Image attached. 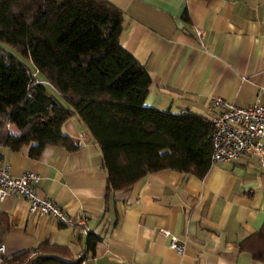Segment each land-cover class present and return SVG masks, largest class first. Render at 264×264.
<instances>
[{"label":"crops","instance_id":"1","mask_svg":"<svg viewBox=\"0 0 264 264\" xmlns=\"http://www.w3.org/2000/svg\"><path fill=\"white\" fill-rule=\"evenodd\" d=\"M107 1L124 13L123 48L151 75L147 106L211 122L221 113L212 107L216 98L241 108L264 104V0ZM63 131L80 142L77 150L48 145L33 159L30 146L1 147V161L15 177L39 175L37 193L86 224L33 213L27 199L12 193L0 201L9 217L0 243L12 261L47 243L67 250L44 253L59 264L83 255L84 264H262L239 248L264 224L262 151L215 163L202 179L164 169L108 193L101 148L87 126L73 116ZM161 229L185 243L183 255ZM88 234L99 239L93 252Z\"/></svg>","mask_w":264,"mask_h":264},{"label":"trees","instance_id":"2","mask_svg":"<svg viewBox=\"0 0 264 264\" xmlns=\"http://www.w3.org/2000/svg\"><path fill=\"white\" fill-rule=\"evenodd\" d=\"M123 28V11L107 0H0V42L35 69L0 48V148L30 146L33 159L48 145L75 151L80 142L63 125L78 116L101 148L108 193L164 169L204 178L213 165L211 122L145 104L152 78L123 48ZM5 225L9 217L0 210ZM88 235L93 252L99 239ZM239 248L264 264V224ZM37 250L38 264H59L44 253L67 251L47 243Z\"/></svg>","mask_w":264,"mask_h":264},{"label":"built area","instance_id":"3","mask_svg":"<svg viewBox=\"0 0 264 264\" xmlns=\"http://www.w3.org/2000/svg\"><path fill=\"white\" fill-rule=\"evenodd\" d=\"M195 32L200 45L204 47V33L201 30ZM212 107L221 109L220 115L211 121L212 164L236 161L246 152L260 153L262 151L264 153V146L261 145V139L264 138V104L254 103L247 108H241L216 98L212 102ZM260 162L263 164L264 160L261 159ZM39 182V175L33 172H26L18 177L13 176L9 166L0 160V201L15 193L29 201L30 211L33 213L52 217L67 226H85V217H71L53 201L41 197L36 191ZM159 232L169 238L171 249L183 255L184 242L167 230L161 229ZM5 253V245L0 243V264H38L40 262L41 253L37 249L27 251L19 263H13Z\"/></svg>","mask_w":264,"mask_h":264},{"label":"rangeland","instance_id":"4","mask_svg":"<svg viewBox=\"0 0 264 264\" xmlns=\"http://www.w3.org/2000/svg\"><path fill=\"white\" fill-rule=\"evenodd\" d=\"M0 48H2L3 50L11 53L12 55H14L16 58H18L19 60H21L22 62H24L26 65H28L32 71L34 72V66L33 64L30 62V60L22 57L15 49H13L11 46L0 42ZM46 90L49 94L54 95L65 107H68V104L66 103V101L59 95L57 94L52 88H50L49 86H46Z\"/></svg>","mask_w":264,"mask_h":264}]
</instances>
